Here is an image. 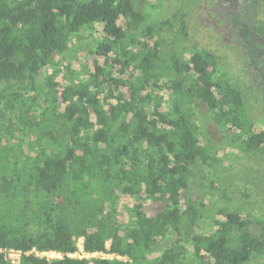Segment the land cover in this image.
I'll return each mask as SVG.
<instances>
[{
	"label": "trees",
	"instance_id": "1",
	"mask_svg": "<svg viewBox=\"0 0 264 264\" xmlns=\"http://www.w3.org/2000/svg\"><path fill=\"white\" fill-rule=\"evenodd\" d=\"M186 13L147 24L135 0H0V84L19 92L37 89V76L68 50L73 34H98L85 78L48 77L58 118L46 111L40 120L35 103L20 95L7 106L21 127L15 142L0 147V249L21 251V264H145L172 235L154 264H183L190 248L198 264L264 259V223L238 210H221L197 230L204 203L193 200L192 179H203L197 170L220 158L200 138L194 102L209 108L225 139L263 155L264 129L216 54L164 52V31L179 27L178 40L188 36ZM241 30L244 38L252 34ZM38 132L48 147L29 143ZM119 197L135 201L124 222L110 215ZM80 239L87 252L129 261L69 257ZM0 264H12L2 252Z\"/></svg>",
	"mask_w": 264,
	"mask_h": 264
},
{
	"label": "rangeland",
	"instance_id": "2",
	"mask_svg": "<svg viewBox=\"0 0 264 264\" xmlns=\"http://www.w3.org/2000/svg\"><path fill=\"white\" fill-rule=\"evenodd\" d=\"M135 1L146 16L147 24L167 21L175 13L187 9L188 36L178 40L179 27L164 31V52L168 54L181 49L187 58L194 48H204L216 54L220 67L244 92L251 118L258 128L264 129V0ZM243 27L251 31L249 38H244L241 30ZM97 37L98 34L87 28L73 34L68 50L37 76V89L29 94L0 84V147L8 143V140L12 141L17 129L21 127L18 111L7 109L8 105L14 104L15 96L20 95L29 104L34 102L36 106L32 110L39 115L40 120L46 111H49L51 118L59 117V104L51 98L52 94L46 85L48 77L55 71L56 81L60 83L65 74L75 80L85 78L93 68L95 55L92 51ZM192 107L202 142L211 146L220 158V163L215 166L200 167L197 170L203 179H192V198L204 203L198 232L208 228L211 219L220 218L218 212L221 210H238L252 220L264 223V155L260 151L249 150L243 141L229 142L225 139L213 121L212 112L202 102L195 101ZM39 136L38 132L28 137L29 143L38 148L48 147L50 142H46L45 138L39 139ZM134 203L131 198L119 197L116 202L117 212L111 210L110 215L124 222L127 220L126 208ZM145 210L148 215L155 213L149 202ZM255 229L258 231L260 227L255 226ZM172 242V235L159 240L150 252L149 262L145 264H154L156 257L172 246ZM41 257L52 259V254ZM21 260L14 264H21ZM110 260L129 261L126 257ZM183 264H198L191 248L185 253ZM251 264H264V259Z\"/></svg>",
	"mask_w": 264,
	"mask_h": 264
},
{
	"label": "built area",
	"instance_id": "3",
	"mask_svg": "<svg viewBox=\"0 0 264 264\" xmlns=\"http://www.w3.org/2000/svg\"><path fill=\"white\" fill-rule=\"evenodd\" d=\"M109 248V244H108ZM0 252H2L5 256V259L12 264L16 263V261H20L22 258L21 251L13 250V249H0ZM30 253H34L36 256L41 257L43 255L47 256L48 254H52V259H61L64 257V255L57 253V252H38L36 250H33ZM71 258H79V259H88V260H95L98 258H121V256L112 254V253H104V252H87L83 247V241L79 240L78 242V250L75 253L68 254ZM42 258V257H41ZM45 258V257H44Z\"/></svg>",
	"mask_w": 264,
	"mask_h": 264
}]
</instances>
